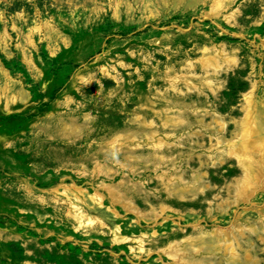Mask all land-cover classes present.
<instances>
[{
	"label": "rangeland",
	"instance_id": "374dc122",
	"mask_svg": "<svg viewBox=\"0 0 264 264\" xmlns=\"http://www.w3.org/2000/svg\"><path fill=\"white\" fill-rule=\"evenodd\" d=\"M213 1L0 0V264H264L229 155L264 127V0Z\"/></svg>",
	"mask_w": 264,
	"mask_h": 264
},
{
	"label": "bare ground",
	"instance_id": "6f19581e",
	"mask_svg": "<svg viewBox=\"0 0 264 264\" xmlns=\"http://www.w3.org/2000/svg\"><path fill=\"white\" fill-rule=\"evenodd\" d=\"M212 9H220L223 6V0H216L213 1V5H212ZM211 15H213L214 13L210 12ZM44 26L37 24V26L33 27V31H41L42 28ZM182 31H184L182 29ZM30 43H33V40L31 39V37H28ZM220 59L221 56H219ZM214 58V56H206L203 61L206 62V64H209V62H211V60ZM225 60H227V62L231 63L234 62L236 60L235 57H225ZM31 64V63H30ZM83 79V78H82ZM251 97V96H250ZM245 110L247 113H250L251 116L253 117V121L255 122V117L258 115L256 113L258 106L255 105V102H253L252 100H248L244 106ZM259 113V112H258ZM260 116V115H259ZM248 114L245 116L244 122H242V126L239 129V133L240 135L237 133L236 134V139L241 138L242 143H240L241 145L246 144V139L249 140L250 142H255L256 145L253 146L256 147V149L254 150H250L248 151L247 148H243L242 147L239 149V144L237 143L236 139H234V143L232 144V149H230L229 155H234L237 159L238 162L242 165V167L244 168V177L241 179L240 183H239V188H238V197L242 198V199H249V197L251 196V192L252 190L253 193L255 194V192H258L259 189H263L264 188V127L261 128V126H259V123H255L254 127L252 126L254 123L250 124L248 126V120L250 121L251 119H247ZM258 117H256L257 119ZM263 118V117H262ZM217 123H222L220 121H217ZM248 131H252V133L248 134ZM257 131V134H255V132ZM248 134V137H247ZM256 136L258 137V139L256 138ZM119 141V139H115L112 143H115ZM156 146H159L160 144L162 145V142L159 141V143H153ZM160 148V147H159ZM98 167V166H97ZM99 168V167H98ZM102 169V168H101ZM100 169V170H101ZM99 170V171H100ZM66 190L63 193L64 195L66 194V197L69 196L68 199H70V204L72 206V208H79V204L76 202V200L79 198V196H83L84 194H88V192L84 189H81V187L73 186L72 187H64ZM100 190V189H99ZM59 191V189H58ZM97 191V190H96ZM111 192L115 193L113 190H111ZM59 193V192H58ZM113 197V196H111ZM89 198H91V200L93 201L94 205H98L99 207H103V193L101 191H97L95 194L89 196ZM122 196L121 194H119L117 192V197H115V202L118 203L120 200H122ZM131 206L128 205V207ZM94 207V206H93ZM130 208H134L133 206ZM114 213L118 216V213L115 211V209L111 208ZM110 209V211H111ZM83 215V214H81ZM85 216V215H83ZM239 216V215H238ZM88 218L86 219L87 224L91 225V222L94 223L93 219L91 216H87ZM162 217V216H160ZM165 220V217H163ZM136 222H139V220H136ZM157 223V221H156ZM195 226H197V224H194ZM120 227L117 226L115 231V237L114 240L116 242H124V241H128L129 238L127 236H124L122 234H120ZM253 231V228H252ZM157 232L154 231V234H156ZM143 241V239L141 240ZM234 242V241H233ZM233 242H227V247H231L233 246ZM140 248L143 249V245L141 244ZM177 249H174L173 246H171V252L174 254L175 252H177ZM181 257L179 258V261H182L183 264H190L189 260H184L183 256L180 255ZM248 258H251V255L247 256ZM178 260V259H177ZM180 263V262H179Z\"/></svg>",
	"mask_w": 264,
	"mask_h": 264
}]
</instances>
